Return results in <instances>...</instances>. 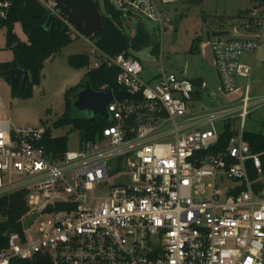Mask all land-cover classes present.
Returning a JSON list of instances; mask_svg holds the SVG:
<instances>
[{
    "label": "built area",
    "instance_id": "1",
    "mask_svg": "<svg viewBox=\"0 0 264 264\" xmlns=\"http://www.w3.org/2000/svg\"><path fill=\"white\" fill-rule=\"evenodd\" d=\"M36 1L78 36L52 0ZM180 1L107 2L122 32L144 18L162 34ZM11 8L12 0H0V22ZM247 11L209 37L219 96L209 95L217 104L208 108L192 112L198 96L207 97L203 86L163 69L145 82L138 51L109 56L91 44L86 72L115 69L119 92L96 139L55 156L42 144L45 128H17L0 114V202L22 193L27 206L0 264H264V152L251 153L243 139L246 117L264 103L250 97L252 62L264 50V1ZM247 54L251 64L242 62ZM0 111L7 113L1 97ZM227 124L232 134L218 150ZM36 218L44 220L29 235Z\"/></svg>",
    "mask_w": 264,
    "mask_h": 264
},
{
    "label": "rangeland",
    "instance_id": "2",
    "mask_svg": "<svg viewBox=\"0 0 264 264\" xmlns=\"http://www.w3.org/2000/svg\"><path fill=\"white\" fill-rule=\"evenodd\" d=\"M106 1L112 3V0ZM96 2L100 14H103L105 0H96ZM252 3L253 0H198L197 2L181 0L175 7H170L172 23L168 30L162 34L155 31L154 23L151 21L144 18H139L138 21L132 20L130 29L123 30L125 35L129 38L132 37L139 27L144 28L150 37L149 46L134 53L143 67L142 80L152 82L161 69L175 72L190 81L202 79L206 85V92L203 94H206L207 97L194 103L192 112H198L204 107L208 108L211 104H217L209 97L212 93L216 96L219 95L216 91L217 75L207 42L212 33L229 30L237 13L245 12L252 6ZM174 9H177V12ZM5 32V28H0V64L12 60V52L6 48ZM13 32L20 41H25V36L19 25L14 26ZM196 38H200L198 51L190 53L188 51L191 43ZM92 43L90 38L73 36V41L69 46L45 61L41 71L40 84L33 88L32 96L29 99L12 98L8 83L0 76V97L7 109V113L0 111L1 116L9 118L17 128L43 127L50 130L53 138L66 136V151L79 149L81 145L79 132L71 130L69 126L55 129L53 123L65 111V91L75 87L86 73V69H72L67 64V58L73 55L91 54ZM154 47L161 50V57L153 54ZM250 57L252 56L244 55L242 62L245 63ZM263 59L264 52H259L256 55L250 78L251 98H264ZM235 83L242 89L245 80L236 78ZM231 98L224 97L222 101L227 102ZM71 115L84 114L73 109ZM244 130L264 136V103L251 109L245 119ZM43 220V218H36L28 234L36 235L37 227Z\"/></svg>",
    "mask_w": 264,
    "mask_h": 264
},
{
    "label": "trees",
    "instance_id": "3",
    "mask_svg": "<svg viewBox=\"0 0 264 264\" xmlns=\"http://www.w3.org/2000/svg\"><path fill=\"white\" fill-rule=\"evenodd\" d=\"M264 1V0H262ZM104 14H101V30L90 38L92 44L101 52L116 56L129 47L135 51L149 46L150 37L141 29L136 30L132 37H128L121 31L122 21L120 14L116 12L105 0ZM245 12L237 13L234 21L241 18ZM50 13L42 7L36 0H12V8L8 18L0 22V28H5L6 48L12 52V60L0 64V76L5 79L10 88L12 98L29 99L32 96L33 88L40 84L41 71L45 61L54 57L63 48L69 46L73 41V33L65 25L63 19L54 17L48 27H45ZM232 23V24H233ZM19 25L25 36V41H20L13 32L14 26ZM221 30V29H219ZM223 30V29H222ZM200 38H196L191 43L188 52L198 51ZM153 54H157L156 49ZM90 59L87 54L73 55L67 58V64L74 70L86 69ZM20 69L29 75V82L22 89L18 80L11 74V70ZM115 69L101 66L98 69L87 71L80 82L73 88L65 91L64 106L65 111L61 117L53 123L55 129L69 126L71 130L79 132L80 141L96 139L104 128L109 126V122L100 116L89 118L85 115L72 116L73 102L76 93L84 88V82L89 83L90 88L99 92L102 88L110 89L118 96V88L115 84ZM193 85L200 87L201 80L191 81ZM75 110V109H74ZM232 132L227 124L224 132L220 135L217 149L226 147ZM243 139L248 144L251 153L264 152V136L260 133L244 131ZM67 138H53L49 129H46L42 144L47 153L53 155L62 154L66 151ZM27 206L24 194L16 193L0 202V251L7 243L6 235L10 232L21 231L20 220L26 214ZM27 264V263H26Z\"/></svg>",
    "mask_w": 264,
    "mask_h": 264
},
{
    "label": "water",
    "instance_id": "4",
    "mask_svg": "<svg viewBox=\"0 0 264 264\" xmlns=\"http://www.w3.org/2000/svg\"><path fill=\"white\" fill-rule=\"evenodd\" d=\"M55 3L54 13L63 17L71 25L74 31L81 37L91 38L101 30L100 12L95 0H52ZM198 0H192L197 2ZM55 17L51 14L45 27H48ZM221 32H214L211 36L221 35ZM10 74L19 81L21 88L24 89L29 82V75L26 71L16 69L11 70ZM113 101V94L110 89L104 91H93L87 81L84 88L76 93L73 108L89 118L100 116L105 121L110 122V115L107 106ZM34 216L23 222V228H27Z\"/></svg>",
    "mask_w": 264,
    "mask_h": 264
},
{
    "label": "crops",
    "instance_id": "5",
    "mask_svg": "<svg viewBox=\"0 0 264 264\" xmlns=\"http://www.w3.org/2000/svg\"><path fill=\"white\" fill-rule=\"evenodd\" d=\"M264 36V35H263ZM259 52H264V50H259L256 54H255V59L253 60V62H252V57H250V59L248 60V61H245V63L246 64H251V62H252V64H253V66H254V63H255V60H256V55L259 53ZM245 56H248V54L247 55H245ZM213 61V60H212ZM262 62H264V59H263V61ZM253 66H252V70H253ZM259 65L257 64V67H258ZM213 67H214V65H213ZM215 69V68H214ZM201 80V86H203L205 89H206V85H205V83H204V81L202 80V79H200ZM217 80H218V78H217ZM218 83V82H217ZM251 88V87H250ZM200 94H201V92H200ZM205 97H202V96H198V98H197V101L196 102H198V101H202L203 99H204ZM195 102V103H196ZM211 106H212V104H211Z\"/></svg>",
    "mask_w": 264,
    "mask_h": 264
}]
</instances>
